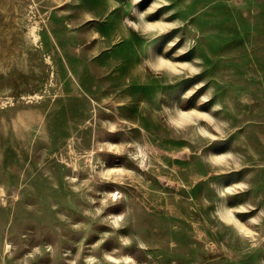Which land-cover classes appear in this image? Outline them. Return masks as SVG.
I'll return each mask as SVG.
<instances>
[{
    "label": "rangeland",
    "instance_id": "374dc122",
    "mask_svg": "<svg viewBox=\"0 0 264 264\" xmlns=\"http://www.w3.org/2000/svg\"><path fill=\"white\" fill-rule=\"evenodd\" d=\"M0 264H264V0H0Z\"/></svg>",
    "mask_w": 264,
    "mask_h": 264
},
{
    "label": "bare ground",
    "instance_id": "6f19581e",
    "mask_svg": "<svg viewBox=\"0 0 264 264\" xmlns=\"http://www.w3.org/2000/svg\"><path fill=\"white\" fill-rule=\"evenodd\" d=\"M180 123H187L189 120L186 116H183L182 118L178 119Z\"/></svg>",
    "mask_w": 264,
    "mask_h": 264
}]
</instances>
